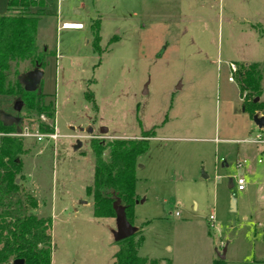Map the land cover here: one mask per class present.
Instances as JSON below:
<instances>
[{"label":"rangeland","instance_id":"obj_1","mask_svg":"<svg viewBox=\"0 0 264 264\" xmlns=\"http://www.w3.org/2000/svg\"><path fill=\"white\" fill-rule=\"evenodd\" d=\"M25 13L42 14L35 33L46 51L41 91L55 116L39 120L57 137L22 138L28 152L17 183L36 198L33 214L50 219L51 264H113L114 218H95L86 195L89 142L137 139L148 130L154 135L135 168L137 255L147 264H264V173L256 188L248 185L249 167L264 168V145L250 141L264 133L243 111L229 68L256 64L257 102H264V0H45ZM64 21L83 29H57ZM29 68L23 62L17 72ZM14 102L0 96V111L22 118L18 132L41 133Z\"/></svg>","mask_w":264,"mask_h":264},{"label":"trees","instance_id":"obj_2","mask_svg":"<svg viewBox=\"0 0 264 264\" xmlns=\"http://www.w3.org/2000/svg\"><path fill=\"white\" fill-rule=\"evenodd\" d=\"M45 0H7V11L17 15H0V96H8L22 102L23 118L35 122L44 134L53 128L40 122V116L54 120L55 111L51 103L45 102L41 81L35 91H25L21 77L33 69L43 70L46 51L38 50L35 33L42 15H29V7L43 8ZM93 42L97 49L99 22L90 26ZM28 62L30 68L23 74L18 66ZM240 89L242 109L252 118L255 113L264 112V102L255 101L262 93L261 73L256 64H239L235 71ZM86 97L89 98L87 93ZM20 110V111H21ZM11 126L0 121V264L22 259L24 264H51L52 240L50 219L33 214L38 207L34 195L21 182L22 157L28 150L22 138L11 134L18 132L22 118ZM154 130L142 132L137 139H112L107 143L92 139L89 147L94 157L93 179L86 187V195L92 199L93 216L97 219L114 218L112 204L118 201L125 209L127 221L132 224V208L135 196L136 159L148 147V140ZM104 152H107L106 156ZM138 235L135 241L134 236ZM142 241L140 231L133 236L116 242L113 264H147V259L137 255ZM150 264H157L151 261ZM218 264V263H217Z\"/></svg>","mask_w":264,"mask_h":264},{"label":"water","instance_id":"obj_3","mask_svg":"<svg viewBox=\"0 0 264 264\" xmlns=\"http://www.w3.org/2000/svg\"><path fill=\"white\" fill-rule=\"evenodd\" d=\"M42 76H43V71L35 68L24 74L21 77L20 82L23 85L25 91H29V92L35 91L42 79ZM255 101H257V98L255 99ZM21 108H22V102L15 101L13 104V110L16 113H19ZM0 121H2L4 126H11L12 124H17L19 122V119L17 117H13L9 114L0 111ZM252 121L257 126V128L259 129L264 128V117L260 116L258 113H255L253 115ZM86 131L91 132V129H86ZM78 147H80L79 142H77V145H75L73 148L77 149ZM16 182H18V180H16ZM228 187L229 188L232 187L231 180L229 181ZM231 206L232 208L234 207L233 199H231ZM112 208L115 214L114 217L115 229L112 230L113 240L115 242H119L133 236L137 232V228L127 221L124 207L121 206L118 201H115L112 204ZM224 252L225 250H223L222 253L219 254V259L224 258ZM12 264H24V263L22 259H15L12 261Z\"/></svg>","mask_w":264,"mask_h":264},{"label":"built area","instance_id":"obj_4","mask_svg":"<svg viewBox=\"0 0 264 264\" xmlns=\"http://www.w3.org/2000/svg\"><path fill=\"white\" fill-rule=\"evenodd\" d=\"M76 27L78 28H70V23H62L60 28L61 29H66V30H81L82 29V25L80 24H74ZM229 68H230V71H231V74H233L235 71H236V68H235V65L234 64H230L229 65ZM229 81H232L233 78L230 76L228 78ZM43 120H45V118L42 117ZM11 136L13 137H19V138H25V137H33L36 139V141H42L44 138H49L51 140H55L56 137H57V134L56 132H52L50 134H41L39 132H34V133H30L29 131L27 130H23V131H20V132H16V133H13L11 134ZM256 140H259V137L256 136ZM243 165V162H238L237 163V167H241ZM235 184H236V188L238 190H242L244 188V180L243 178H237L236 181H235ZM209 226L211 228H214L216 227V223L214 222V219L212 216L209 217Z\"/></svg>","mask_w":264,"mask_h":264},{"label":"crops","instance_id":"obj_5","mask_svg":"<svg viewBox=\"0 0 264 264\" xmlns=\"http://www.w3.org/2000/svg\"><path fill=\"white\" fill-rule=\"evenodd\" d=\"M7 11V0H0V15H3L5 12ZM62 23H75V24H80V25H82V29H83V24L82 23H80V22H71V21H64V22H62ZM61 23V24H62ZM61 24H60V26H61ZM60 26H58V28L57 29H60V30H65V31H77V30H66V29H61L60 28ZM37 27H38V24H37ZM81 29V30H82ZM36 45H37V42H36ZM37 48H38V50H40L39 49V45H37ZM43 71V70H42ZM43 74H44V72H43ZM43 77V76H42ZM229 81V80H228ZM4 97H6V96H4ZM3 112V111H2ZM4 113H6V112H4ZM7 114V113H6ZM258 114H261L262 115V113L261 112H258ZM260 115V116H261ZM251 120H252V118H251ZM251 124L255 127V129H257V132H263L264 133V128L263 129H259V128H257V126L253 123V121L251 122ZM55 130H56V128H55ZM57 131V130H56ZM252 132H254L253 130H251ZM251 131H249V132H251ZM88 133H90V132H88ZM248 134H250V133H248ZM256 136H258L259 137V140H256ZM250 143H252V144H254L255 146H258V145H264V140H262V138L260 137V134L259 133H257L253 138H252V140L250 141ZM243 162V164H246V161L245 160H243L242 161ZM257 163L259 164L260 163V161L259 160H257ZM261 164V163H260ZM224 166H227L226 165V163L224 162ZM242 167V166H241ZM249 180H248V182H249V186H253L254 185V187L256 188L257 186H258V184L260 183H258V179H259V177H257V175H260V179L262 178V174L264 173V168L263 167H258V168H251V167H249ZM248 173V172H247ZM258 173V174H257ZM254 188V189H255ZM238 190V189H237ZM244 190V188L242 189V190H239V191H243ZM263 196V198H264V195L260 192V197H262Z\"/></svg>","mask_w":264,"mask_h":264},{"label":"bare ground","instance_id":"obj_6","mask_svg":"<svg viewBox=\"0 0 264 264\" xmlns=\"http://www.w3.org/2000/svg\"><path fill=\"white\" fill-rule=\"evenodd\" d=\"M75 23H70V28H78V27H76L75 25H74Z\"/></svg>","mask_w":264,"mask_h":264}]
</instances>
